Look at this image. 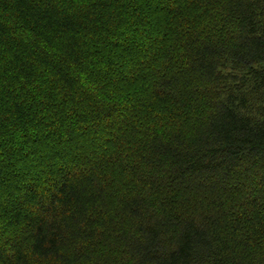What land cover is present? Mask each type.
I'll list each match as a JSON object with an SVG mask.
<instances>
[{"label": "trees", "instance_id": "obj_1", "mask_svg": "<svg viewBox=\"0 0 264 264\" xmlns=\"http://www.w3.org/2000/svg\"><path fill=\"white\" fill-rule=\"evenodd\" d=\"M0 264H264V0H0Z\"/></svg>", "mask_w": 264, "mask_h": 264}, {"label": "snow or ice", "instance_id": "obj_2", "mask_svg": "<svg viewBox=\"0 0 264 264\" xmlns=\"http://www.w3.org/2000/svg\"><path fill=\"white\" fill-rule=\"evenodd\" d=\"M91 2H93V3H94V2H95V0H91Z\"/></svg>", "mask_w": 264, "mask_h": 264}]
</instances>
